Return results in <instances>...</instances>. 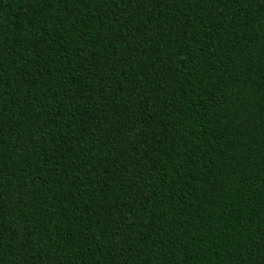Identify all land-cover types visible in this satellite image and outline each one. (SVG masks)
Listing matches in <instances>:
<instances>
[{"label":"trees","instance_id":"16d2710c","mask_svg":"<svg viewBox=\"0 0 264 264\" xmlns=\"http://www.w3.org/2000/svg\"><path fill=\"white\" fill-rule=\"evenodd\" d=\"M0 264H264V0H0Z\"/></svg>","mask_w":264,"mask_h":264}]
</instances>
